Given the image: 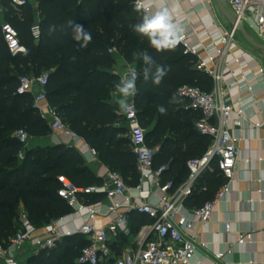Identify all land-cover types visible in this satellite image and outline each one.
<instances>
[{"label":"trees","instance_id":"1","mask_svg":"<svg viewBox=\"0 0 264 264\" xmlns=\"http://www.w3.org/2000/svg\"><path fill=\"white\" fill-rule=\"evenodd\" d=\"M37 2L41 28L38 42L31 33L37 23L33 7L28 3L15 9L9 0H3L5 22L16 29L27 51L15 57L10 54L0 23V243L8 242L18 232L21 206L37 228L72 212L58 194L59 177H66L81 188L103 184L75 149L65 146L28 148L13 137L20 129L26 130L31 138L52 134L47 120L34 106V96L17 93L22 76L49 75L46 91L51 106L69 129L95 150L100 161L121 174L130 186L139 183V173L126 137L129 131L126 118L117 113L111 97V91L117 90L120 82L118 76L110 74L115 66L114 54L109 53L111 49L115 48L139 71L134 96L138 119L147 130L149 146L161 145L155 166L172 160L165 180L182 184L189 174L187 161L202 156L205 152L200 151L201 147L205 143L209 145V140L195 129L191 119L194 112L187 109L188 102L175 95L181 82L209 92L211 89L206 85L210 80L194 70L196 58L185 55L180 43L173 50L157 52L146 37L133 30L142 17V13L135 10V0ZM69 20L91 32L92 40L86 47L73 39ZM145 50L167 69L159 85H155L151 77L144 79L141 53ZM188 81L197 85L186 83ZM160 107L165 109L163 113ZM155 121L157 126L148 132ZM102 196H93L90 202L96 203ZM132 219L135 232L149 223L145 216L133 215ZM87 245L83 236L67 237L52 250L41 251L24 264H77L81 250Z\"/></svg>","mask_w":264,"mask_h":264},{"label":"built area","instance_id":"2","mask_svg":"<svg viewBox=\"0 0 264 264\" xmlns=\"http://www.w3.org/2000/svg\"><path fill=\"white\" fill-rule=\"evenodd\" d=\"M9 1L15 9L29 3V0ZM225 1L231 9L235 23H232L230 32H224L212 41V46L215 45L213 47L220 46L216 51L205 47L203 52L189 46L185 36L179 39L185 45V53L198 58L196 69L212 77L214 82V87L209 92L191 85H182L176 91L175 96L178 99L188 102L187 109L199 115L196 130L209 140V147L202 156L187 161V179L176 185L173 180H165L169 165L155 166L159 149L149 146L147 142L148 133L140 124L133 96L129 101L130 107L122 114L126 118L131 150L136 157L139 173V183L133 189L135 195L130 192L121 174L110 169L105 170V182L102 185L86 188L78 187L66 177H59V196L72 209L74 215L83 219L79 229L74 232L63 230L65 217L37 228L30 222L21 206L18 232L8 242L0 243V264H20L17 255L26 245H31L34 252L40 253L52 250L63 239L75 235L83 236L88 242L81 250L77 264H192L198 246L195 227L197 224H208L216 205L230 193V183L235 177L240 157V138L233 134L232 127L242 126L244 108L229 100L223 81L231 72L221 69L218 61L228 51L236 34L240 32V27L245 28L246 24L255 31L264 45V0ZM1 12L3 10L0 7V14ZM1 27L10 54L13 57L25 54L27 49L21 43L16 29L8 22H3ZM31 33L36 42L41 39L39 23L33 26ZM109 53L115 54L117 50L113 48ZM129 76H135L137 83L139 71L136 66L130 68ZM19 82L17 93L34 96L35 108L44 119L51 117L54 131L79 139L49 102L46 91L49 84L47 73L39 77L22 76ZM37 89L39 92L36 93ZM13 137L24 147L29 145L31 139L24 129L16 131ZM91 153L96 155L94 149H91ZM19 157L23 159V154L20 153ZM214 167L218 176L223 179L214 199L199 207L189 206V201L196 194L207 191L202 179ZM153 188L158 191V196L156 201L150 202L144 195ZM100 195L112 203L105 206L101 201L90 202L91 197ZM137 197L142 201L137 202ZM133 215L145 216L149 223L141 227L135 247L133 244L122 247L118 243L119 238L121 235L130 236ZM226 228L230 229V225ZM251 241V234L240 235L238 239L240 245ZM223 257L224 254L215 256L217 260H222Z\"/></svg>","mask_w":264,"mask_h":264},{"label":"crops","instance_id":"3","mask_svg":"<svg viewBox=\"0 0 264 264\" xmlns=\"http://www.w3.org/2000/svg\"><path fill=\"white\" fill-rule=\"evenodd\" d=\"M29 4L36 11V22L39 23L40 13L38 12L37 0H29ZM0 7L3 10L0 14V23L2 24L6 21V9L3 6V0H0ZM169 7L174 9V22L181 29L179 37L185 36L186 43L189 46L201 51L205 47L208 50L216 51L220 46L218 45V48L213 47L215 45L213 44L212 46V41L232 29V22L220 11L216 0H170ZM223 19H226L227 23ZM248 28L256 38L251 36L245 27L247 35L257 42L258 37L255 31L250 26ZM239 34L242 35L241 32L236 34L228 51L218 61L221 69L225 72H231V74L225 76L223 81L229 100L239 103L244 108L242 126L232 127L233 134L240 138L239 162L235 177L230 183V193L216 205L212 219L208 224H197L195 227V231L198 233V246L192 264H264V63L257 56L264 50L252 46L244 37L249 45L241 44L236 39ZM179 43L185 50L184 43L180 41ZM257 43L261 44L260 42ZM254 49L258 51L256 52ZM202 55L204 56V54ZM195 58L198 59L197 57ZM114 59L115 66L110 71V74L118 76L121 80V77L129 75V70L132 66L118 53L114 54ZM194 70L199 72L196 68ZM199 73L210 80L211 85L207 84L206 87L212 90L214 87L212 77L202 72ZM37 92H39L38 89L36 90ZM111 97L113 104L117 106V113L119 115L122 114L123 111L120 110L117 104V100L120 98L118 91H111ZM132 99L133 97H130L129 101ZM45 119L52 129L51 117L47 116ZM191 119L196 129L199 115L194 112ZM157 124V121H155L154 126L148 132H151ZM126 137L129 139L131 146L129 131ZM55 146L75 149L83 157L86 166L92 174L97 179L102 180L103 183L105 182L103 174L109 167L100 161L97 154L93 155L91 153L93 148L80 136L79 139H73L52 129V134L48 137L31 138L27 147L46 148ZM208 147L209 145L205 143L200 151L204 153ZM157 148H161V145ZM171 162L172 160H169L164 165L170 166ZM136 168L138 171L137 162ZM186 171L188 174V170ZM173 177L175 178L174 175ZM221 183L222 178L218 176L217 169L214 167L213 171H209L202 179V184L207 187V191L196 194L189 201V206L199 207L204 202L210 201V198H214L221 188ZM127 186L130 192L135 195L133 189L137 185L130 186L127 184ZM149 190V193L144 195L145 199L150 202L156 201L158 191L154 188ZM136 200L137 202L142 201L139 197ZM100 201L105 206L112 203L104 196L100 198ZM133 221L132 219L130 236L121 235L119 238L118 243L122 247L130 244H133L134 247L136 246L141 228L138 232H135ZM64 222L66 224L63 230L74 232L79 229L83 219L71 212L65 216ZM227 225H230L228 230L226 228ZM245 234H251L252 241L240 245L238 239L240 235ZM32 251H34L32 246L26 245L17 255L19 263H23L27 256L26 253L29 254ZM218 254H224L222 260L215 258Z\"/></svg>","mask_w":264,"mask_h":264},{"label":"clouds","instance_id":"4","mask_svg":"<svg viewBox=\"0 0 264 264\" xmlns=\"http://www.w3.org/2000/svg\"><path fill=\"white\" fill-rule=\"evenodd\" d=\"M170 0H135V10L142 13L139 23L134 25L133 30L148 39L150 46L157 52L173 50L179 43V25L174 22V9L169 7ZM68 25L72 28L73 39L82 42L81 47H86L92 40L91 32L87 31L82 24L69 20ZM144 62V79L150 77L155 85H159L167 74V69L163 65L156 63L152 55L146 50L141 53ZM154 69V71H153ZM120 94L117 104L120 110H127L129 98L137 93L135 76H123L116 85ZM163 113L165 109L159 108Z\"/></svg>","mask_w":264,"mask_h":264},{"label":"rangeland","instance_id":"5","mask_svg":"<svg viewBox=\"0 0 264 264\" xmlns=\"http://www.w3.org/2000/svg\"><path fill=\"white\" fill-rule=\"evenodd\" d=\"M222 3H223V5H224V7L227 9V11L231 14V9H230V7L228 6V4L226 3V1H225V0H222ZM223 21L227 23L226 19H223ZM248 26H249L248 24L245 25V27L247 28L248 33H250L251 36H253L254 38H256V37L254 36V34H252V32H251V30L248 28ZM236 39H237L241 44H243V45L248 44V43L245 41V39L243 38V36H242L241 34H239V36L236 37ZM257 42H260V41L257 39ZM260 43H261V42H260ZM248 45H249V44H248ZM254 50H255V49H254ZM255 51L257 52L258 50H255ZM184 53H185V50H184ZM185 55H188V54L185 53ZM257 56H258L259 60H260L261 62L264 63V52H261V53L257 54ZM197 62H198V59H196V61H195V63H194V68L197 67ZM130 65L133 66V64H130ZM184 83H185V82H181L180 84H178L176 91H177V90L180 88V86H181L182 84H184ZM186 83L193 84V85H197V84H196L195 82H193V81H188V82H186ZM208 84L211 85L210 82H209ZM157 147H159V145H157ZM159 149H160V148H159ZM159 152H160V151H159ZM26 254H27V256H26L25 260H23V263H21V264L26 263L27 260H28L30 257L35 256V255H38L39 253L37 254V252L32 251V253L30 252L29 254H28V253H26Z\"/></svg>","mask_w":264,"mask_h":264},{"label":"water","instance_id":"6","mask_svg":"<svg viewBox=\"0 0 264 264\" xmlns=\"http://www.w3.org/2000/svg\"><path fill=\"white\" fill-rule=\"evenodd\" d=\"M218 7L220 11L228 18L232 23H235V19L233 16L227 11V9L224 7L222 0H216ZM240 32L242 33L243 37L254 47L258 49L264 50V45H261L257 42H255L251 37L247 35V32L243 26L240 27ZM129 76V75H128Z\"/></svg>","mask_w":264,"mask_h":264}]
</instances>
